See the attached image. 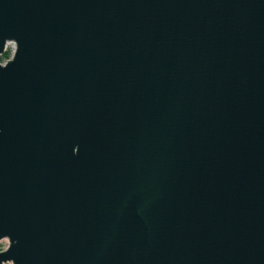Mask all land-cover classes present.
<instances>
[{"label": "water", "instance_id": "obj_1", "mask_svg": "<svg viewBox=\"0 0 264 264\" xmlns=\"http://www.w3.org/2000/svg\"><path fill=\"white\" fill-rule=\"evenodd\" d=\"M0 264H264V0H0Z\"/></svg>", "mask_w": 264, "mask_h": 264}, {"label": "rangeland", "instance_id": "obj_2", "mask_svg": "<svg viewBox=\"0 0 264 264\" xmlns=\"http://www.w3.org/2000/svg\"><path fill=\"white\" fill-rule=\"evenodd\" d=\"M11 46H12V44L8 43L6 45L5 51L0 55V62L1 63H3L6 59H8L12 55L14 49ZM5 54H7L8 57H5ZM7 244H8L7 239H1L0 240V250L4 249L7 246Z\"/></svg>", "mask_w": 264, "mask_h": 264}, {"label": "bare ground", "instance_id": "obj_3", "mask_svg": "<svg viewBox=\"0 0 264 264\" xmlns=\"http://www.w3.org/2000/svg\"><path fill=\"white\" fill-rule=\"evenodd\" d=\"M10 44H12V46H11V47L14 49V47H15V46H14V44H13V43H10Z\"/></svg>", "mask_w": 264, "mask_h": 264}, {"label": "trees", "instance_id": "obj_4", "mask_svg": "<svg viewBox=\"0 0 264 264\" xmlns=\"http://www.w3.org/2000/svg\"><path fill=\"white\" fill-rule=\"evenodd\" d=\"M5 57H8L7 54H5Z\"/></svg>", "mask_w": 264, "mask_h": 264}]
</instances>
